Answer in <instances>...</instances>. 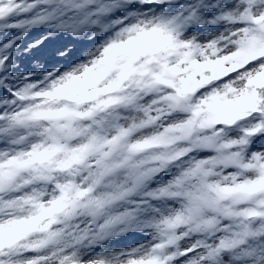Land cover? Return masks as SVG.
I'll return each instance as SVG.
<instances>
[{"label":"snow or ice","instance_id":"snow-or-ice-1","mask_svg":"<svg viewBox=\"0 0 264 264\" xmlns=\"http://www.w3.org/2000/svg\"><path fill=\"white\" fill-rule=\"evenodd\" d=\"M0 264H264V0H0Z\"/></svg>","mask_w":264,"mask_h":264}]
</instances>
